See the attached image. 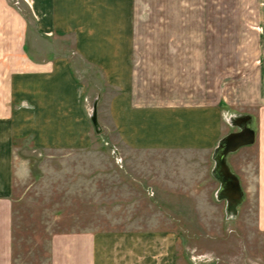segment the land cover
<instances>
[{
	"label": "rangeland",
	"instance_id": "374dc122",
	"mask_svg": "<svg viewBox=\"0 0 264 264\" xmlns=\"http://www.w3.org/2000/svg\"><path fill=\"white\" fill-rule=\"evenodd\" d=\"M138 1L148 11L136 29L137 91L162 102L221 101L254 117L264 104V0ZM11 2L31 12L26 0ZM77 66L83 82L99 80ZM94 137L81 149L15 144L12 245L0 264H83L85 252L70 256L59 236L89 231H170L178 264H264L253 193L240 199L227 186L219 195L209 155L133 151L105 130ZM254 156L229 161L243 177Z\"/></svg>",
	"mask_w": 264,
	"mask_h": 264
},
{
	"label": "crops",
	"instance_id": "0c3cea01",
	"mask_svg": "<svg viewBox=\"0 0 264 264\" xmlns=\"http://www.w3.org/2000/svg\"><path fill=\"white\" fill-rule=\"evenodd\" d=\"M26 1L31 12L23 15L11 0H0V260L12 245L15 144L81 149L101 130L133 151L209 155L219 195L232 189L233 180L240 199L253 193L257 228L264 232V104L253 117L229 112L221 101L162 102L139 93L134 44L148 9H140L138 0ZM77 65L90 67L99 80L83 82ZM246 128L254 142L225 157L232 180L218 170L221 146ZM243 152L255 156L242 167H253L252 174L242 177L229 160ZM59 238L70 256L76 247L79 255L85 252L83 264H178L177 238L170 231H89Z\"/></svg>",
	"mask_w": 264,
	"mask_h": 264
},
{
	"label": "water",
	"instance_id": "95a60500",
	"mask_svg": "<svg viewBox=\"0 0 264 264\" xmlns=\"http://www.w3.org/2000/svg\"><path fill=\"white\" fill-rule=\"evenodd\" d=\"M91 120L94 124L95 127H97V123H96V117H95V108L93 107V113L91 116ZM254 142V132L252 130H250L249 128H246L244 130H242L239 133H235L230 135L225 143L221 146V150H220V155L218 158V170L221 171L222 173L226 174L228 176L229 179L233 180V176L229 174L228 169L225 165V157L229 152H233L236 149H238L241 146L244 145H248ZM232 185H233V189L236 193L239 194L238 189L237 188V183L233 180L232 181ZM236 187V188H235Z\"/></svg>",
	"mask_w": 264,
	"mask_h": 264
}]
</instances>
